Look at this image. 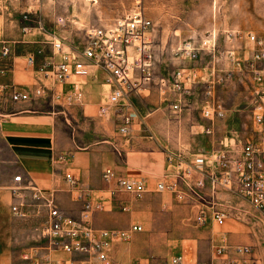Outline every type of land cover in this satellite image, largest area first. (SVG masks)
I'll return each mask as SVG.
<instances>
[{
  "label": "crops",
  "instance_id": "obj_1",
  "mask_svg": "<svg viewBox=\"0 0 264 264\" xmlns=\"http://www.w3.org/2000/svg\"><path fill=\"white\" fill-rule=\"evenodd\" d=\"M89 2L68 0L67 6H62L61 0L58 3L56 0L54 4L51 2L52 15L47 16L43 12V7L48 5L46 0L2 2L0 138L9 158L3 157L0 148V174L4 178L2 188L10 192H0V200L6 198L8 202L10 195L13 201L12 190L17 184L14 177L22 175L21 186L25 188L32 183L47 195L55 191L57 206L65 216L84 220L95 230L126 231L134 224L141 225L144 232L133 234L130 240L112 242L109 264H173L171 259L177 255H184L189 261L209 263L216 245L227 246L233 258H236V246H254V256L264 264V254L259 250L264 225L256 222L244 224L252 207L237 192L223 191L218 195V204L228 215L224 226L211 221L207 226L197 227L196 218L201 204L180 200L173 193L157 189L159 183L176 180L178 167L168 163L167 157L170 153L181 154L192 165L201 166L202 172L193 171L190 179L193 182L205 180L203 193L207 197L209 214L212 203L207 176L211 168L210 162H201V154L227 151L234 159H239L241 142L259 137V133L252 137L240 135L234 125L236 114L232 111L227 113L225 109L226 116L215 122L203 116L201 106L206 81L212 78L211 59L190 63V67L200 73L201 81L187 94L162 92L161 82L173 81L153 77L149 85L123 99L121 103L130 105L135 115L125 135L120 132L119 108L108 103L110 89L105 81L108 75L99 68L90 67L83 79L85 97L82 103L54 104L33 96L41 80L42 64L61 59L54 48L56 40L60 39L71 47L64 37L70 40V37L85 35L90 27L115 24L116 10ZM59 18L65 22L59 23ZM148 18L153 23L157 20ZM227 26L228 23H220L215 18L201 21L184 17L172 31L200 38L213 29L220 33L243 31ZM5 47L9 49L6 56L2 54ZM16 93H28L31 98L15 101L13 95ZM174 104L180 108L175 110ZM255 127L256 132L259 131V127ZM60 155H68V161H59ZM106 168L114 169L118 177L143 180L147 191L139 198L113 192L114 183L103 178ZM68 173L79 179L85 195L83 200L78 199V191H71L66 181ZM180 186L186 189L183 183ZM24 193L27 201L32 203L29 215L37 222V228L47 218L48 209L42 204L35 205L31 192ZM85 201L101 204L102 208L83 219ZM36 228L34 244L29 251L43 245L36 237ZM153 229H157L156 235L168 245L167 251L149 252L151 243L154 244L151 239ZM141 239H151V242L147 247H141L136 244ZM4 251L0 254V264H15L22 260L31 264L25 258L29 252L25 248L19 255L14 254L10 247ZM53 259L62 264H91L85 254L58 252Z\"/></svg>",
  "mask_w": 264,
  "mask_h": 264
},
{
  "label": "built area",
  "instance_id": "obj_2",
  "mask_svg": "<svg viewBox=\"0 0 264 264\" xmlns=\"http://www.w3.org/2000/svg\"><path fill=\"white\" fill-rule=\"evenodd\" d=\"M0 0V12L2 11ZM59 23H64L62 18ZM154 23L147 17L143 0H135L134 6L117 23L108 27H90L85 33L83 47L72 49L62 40L54 42V48L61 59L47 61L40 67L41 80L33 91L35 98H44L54 104L73 105L84 101L83 79L90 67L99 68L108 75L105 80L109 86L108 103L118 107L120 114V132L127 134L135 115L130 105L121 102L129 94L136 92L152 82L153 49L150 35ZM254 45L252 58L247 62L254 71V80L258 85L257 101L254 107V122L259 127V137L241 142V157L234 159L227 152L201 154V162H210L211 172L208 182L210 186L211 205L208 214L206 209L207 197L203 193L206 182L199 179L191 181L193 171H201L198 164L192 165L185 157L178 153H170L167 161L178 167L176 180L171 183H159L160 192L175 194L180 200H188L194 204H201L200 213L196 218L199 225L214 222L217 226H224L227 212L218 204V195L223 191L237 192L252 209L264 217V69L257 68L258 63H264V39H260L253 32L224 31L220 33L213 29L206 33L199 41H184L177 49L183 59L197 61L202 54L210 56L212 78L206 81L205 98L201 106L203 116L215 122L226 116L223 103L216 97V87L224 83L231 72L222 71L221 63L227 61L236 66H242L240 56L244 45ZM9 54L8 47L2 53ZM30 63L33 59H29ZM201 81V75L195 68L181 69L175 74L173 82L163 80L162 92L170 91L177 94H187L191 87ZM30 94L16 93L13 100H29ZM173 108L178 110V104ZM102 112L104 109L101 110ZM122 155L120 151H117ZM59 161L66 162L68 155H60ZM103 178L114 183V191L128 193L136 198L141 197L147 186L143 180L129 177H118L112 168H106ZM16 187L12 190L14 198L18 200L12 205V212L18 217H27L30 214L32 203L27 201L24 191L31 192L35 205L42 204L48 209L47 218L36 228V237L43 245L32 248L25 258L31 264H62L55 261L53 255L61 252L66 254H85L91 264H109V251L114 240L126 241L133 234L144 231L139 224L132 225L126 231L95 230L84 220L77 221L65 216L56 203L55 191L49 195L41 191L36 185L21 186L22 175L14 177ZM66 181L71 191H78V199L83 200L84 191L80 188L79 179L66 174ZM180 183L185 185L182 189ZM23 187V188H22ZM101 204H92L85 201L82 210L83 219L91 213L100 210ZM236 258L230 256L225 245H216L209 263L198 260L189 261L184 255H177L171 259L173 264H261L260 259L254 256L251 246H236Z\"/></svg>",
  "mask_w": 264,
  "mask_h": 264
},
{
  "label": "rangeland",
  "instance_id": "obj_3",
  "mask_svg": "<svg viewBox=\"0 0 264 264\" xmlns=\"http://www.w3.org/2000/svg\"><path fill=\"white\" fill-rule=\"evenodd\" d=\"M46 1L48 5L43 7V12L46 16L52 15L51 2L54 4L56 0ZM77 1L80 3L86 1L87 3L90 0ZM61 2L62 6H67L68 0H61ZM89 3L96 4V6L104 4L108 9L113 8V10H116L117 20L113 21V23H117L134 6L135 0H93V2ZM143 3L147 16L157 19L154 21V28L150 35L153 49L151 70L155 79L167 78L173 81L175 74L179 70L193 68L190 67V63L195 61L183 59L178 55L177 49L184 41H199L200 36L175 34L172 31L173 28L177 27V22L184 17L196 18L201 21L215 18L220 23H228L227 28L253 32L260 39H264V0H143ZM64 39L70 42L72 49H81L85 43L84 35L70 37V40L66 37ZM253 49L254 45L252 44L247 43L244 45L240 53V56L245 59L242 66H236L227 61L221 63L220 69L229 71L231 74L224 83L216 87L217 99L223 103L227 113L232 111L236 114L235 128L239 130L240 135L245 137H252L258 134L253 116L257 101L256 91L258 85L254 80V71L245 62L252 58ZM201 60L208 62L210 56L202 54ZM257 68L263 70L264 63H258ZM207 71L210 70L208 69ZM0 148L1 152H3V157L9 158L7 152L3 149L1 138ZM3 184L4 178L0 174V192L2 194L4 191L10 192L2 188ZM17 201L14 195L13 201L10 195L8 202L6 198L5 200H0V254L5 252V248L10 247L14 254L19 255L24 248L28 252L34 244L37 222L33 221L30 215L18 217L13 214L12 205ZM247 214L249 218L244 224L251 225L256 222L264 225V217L260 213L250 209ZM202 226L204 227L205 225L197 227ZM156 230L153 229L152 231L154 233H152L151 239L154 244L151 243L152 249L149 252L157 254L167 251L168 245L162 240V237L156 235ZM151 239H141L136 241V244L141 247H147ZM253 249L255 250L256 247L253 246ZM259 250L264 254V233L261 235ZM15 264L28 263L22 260L21 262L16 261Z\"/></svg>",
  "mask_w": 264,
  "mask_h": 264
}]
</instances>
